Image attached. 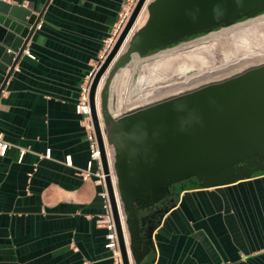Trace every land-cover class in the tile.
<instances>
[{
    "label": "crops",
    "instance_id": "crops-1",
    "mask_svg": "<svg viewBox=\"0 0 264 264\" xmlns=\"http://www.w3.org/2000/svg\"><path fill=\"white\" fill-rule=\"evenodd\" d=\"M7 1L42 13L25 46L35 57L23 52L10 72L0 57V133L10 142L0 155V264H112L96 222L104 210L98 164L87 169L74 103L126 0ZM144 65L122 71L115 90L135 75L130 93L143 91ZM125 89L122 109L142 101L127 103ZM152 239L153 264H264V173L182 189Z\"/></svg>",
    "mask_w": 264,
    "mask_h": 264
},
{
    "label": "water",
    "instance_id": "water-1",
    "mask_svg": "<svg viewBox=\"0 0 264 264\" xmlns=\"http://www.w3.org/2000/svg\"><path fill=\"white\" fill-rule=\"evenodd\" d=\"M145 8V21L136 27ZM41 13L0 0V57L9 72ZM263 13L264 0H137L98 62L89 101L123 264H153V230L175 201L152 223L146 225L144 218L173 194V185L181 191L186 182L208 187L264 173V60L146 101L145 94L156 87L135 89L127 103L139 96L142 101L125 109L114 80L133 63L138 68L161 58L162 69H169L182 58L174 55L180 44ZM105 140L112 149L110 164Z\"/></svg>",
    "mask_w": 264,
    "mask_h": 264
},
{
    "label": "rangeland",
    "instance_id": "rangeland-1",
    "mask_svg": "<svg viewBox=\"0 0 264 264\" xmlns=\"http://www.w3.org/2000/svg\"><path fill=\"white\" fill-rule=\"evenodd\" d=\"M144 12L146 16V8L143 10V13ZM261 15L255 16L256 18L250 17L240 22L221 27L216 31H211L193 40L180 44L178 48L182 49H179V52L175 53L174 55H180L182 58H180V61L174 63V66L169 67V69H162L163 59L161 58L146 62L144 65L145 76L150 78V82L143 88L148 89L149 87H156L162 84H167L170 85L169 87H174L177 85V83L175 82H177L178 79L183 78L186 74H190L193 71H196L198 68L206 69L212 66H217L224 62L234 60L237 57L242 56L243 54H248L253 57V60L251 59L252 61L246 63V65L264 60V58H262L264 57V52L262 50L264 49V15L262 17ZM252 19H254V21ZM223 29L230 30L226 31L225 34L218 33L213 36L214 32L216 33ZM200 37H203L205 39L199 41V44H195L194 42H197L196 40H200L198 39ZM184 46H186L187 48H183ZM256 57H258L259 59H257ZM254 58H256L257 60H255ZM181 61H183L181 63L183 67L180 70L178 69V67ZM193 61H196L197 63L195 62V64ZM246 65L240 66L237 69H241ZM128 77L123 78V84H120V91L125 89V82H127L126 84H128L129 81V83L132 84L131 79ZM130 84L129 89L126 85L127 88L125 89V91H127V93L129 92V94H132L130 92H133V84ZM173 90L174 89H172V91ZM138 98H140V96ZM108 148L111 158L112 149L109 146Z\"/></svg>",
    "mask_w": 264,
    "mask_h": 264
},
{
    "label": "built area",
    "instance_id": "built-area-1",
    "mask_svg": "<svg viewBox=\"0 0 264 264\" xmlns=\"http://www.w3.org/2000/svg\"><path fill=\"white\" fill-rule=\"evenodd\" d=\"M136 1L137 0H126L125 8L120 13V21L116 27V31L114 35H111L107 37L106 39L107 50L104 53L101 60L104 58L106 53L109 51V49L113 45L117 35L119 34L128 16L130 15ZM23 52L27 53V55H29L30 57H33V58L35 57V55L31 53L27 48H24ZM97 66L98 64L94 65L88 71L85 79L80 84V89H79V93L77 96V100L74 103V110L81 115L80 121H81V124L83 125V128L86 133V138L88 139V142H89L90 157L87 161V169H89L93 160H96L98 164V168L94 172L97 177L95 181L99 185H101L99 194L103 199L104 210L101 214L97 216L96 222L106 228L104 246L110 251V256L112 258V264H123L122 257H121V251L119 247V241H118L117 232H116V226H115L114 218L112 215L108 193H107V189L105 185L104 173L101 167L98 142H97V138L95 135V130H94L92 117H91L89 89H90V84L92 81L93 74L96 71ZM9 145H10V142L4 139L2 134L0 133V155L5 154L6 149L9 147ZM49 154H50V149L46 148L44 155L49 156ZM69 159H70V155H66L65 160L69 161ZM124 237L126 241L127 237L125 233H124Z\"/></svg>",
    "mask_w": 264,
    "mask_h": 264
},
{
    "label": "bare ground",
    "instance_id": "bare-ground-1",
    "mask_svg": "<svg viewBox=\"0 0 264 264\" xmlns=\"http://www.w3.org/2000/svg\"><path fill=\"white\" fill-rule=\"evenodd\" d=\"M142 13H143V10H142V12H140V15L139 16H141ZM263 15H261V17ZM252 20L254 21V19H252ZM229 30L230 29H224V30H220V31H218L216 33L214 32L213 36L216 35V34H218V33L225 34L226 31H229ZM198 39H200V40H196L197 42H194L195 44H197V43L199 44V41H202L205 38L200 37ZM247 55L246 54H243L242 56L237 57L235 60L230 61L228 64L224 63L221 66L216 67V68L213 67V68H209L208 70L202 69L203 71H199L197 73H193L191 76L186 77V78H184L182 80H179L181 82L177 83V85L174 86V87L173 86L172 87H169L170 85H167V84H162L160 86H156V88L153 89V91L151 93L145 94V99L149 98L150 96L157 95V94L163 95V94H165L167 92L172 91V89L175 90V89H179V88H185V87H188L190 85H194V84H197V83H201V82H203L205 80H208V79H211V78H214V77H219V76H222L224 74L230 73L233 70H236L237 68H239L240 66L246 65V63H248V62H250V61L253 60L252 59L253 57L251 55H248V56ZM198 57H200V56H198ZM256 58L259 59L258 57H256ZM256 58H254V59L257 60ZM262 58H264V57H262ZM182 62L183 61H181L179 63L178 69L181 68V67H183V65H181ZM193 62L195 63L196 61H193ZM148 79H150V78L147 77V79H145V81H150ZM105 146H106L107 155H108L109 151H108V146H107L106 140H105ZM109 155H108V159H109ZM110 162L111 161L109 160V164H110ZM112 178H113V176H112ZM113 181H114V178H113ZM125 235L127 237V232H125Z\"/></svg>",
    "mask_w": 264,
    "mask_h": 264
},
{
    "label": "flooded vegetation",
    "instance_id": "flooded-vegetation-1",
    "mask_svg": "<svg viewBox=\"0 0 264 264\" xmlns=\"http://www.w3.org/2000/svg\"><path fill=\"white\" fill-rule=\"evenodd\" d=\"M159 95H161V94H157V95L150 96L149 98L145 99V101L148 100V99H150V98H153L155 96H159ZM108 155H109V153H108ZM109 159L111 161L110 155H109ZM113 178H114V176H113ZM171 192H173V194L170 195V196H168L169 199H171L175 195V193H176V188L174 186L171 188ZM160 207H161V204L157 203V205L153 209L149 210L148 214L145 215V218L144 219H145V224L146 225L149 224V223H152L155 220L156 214L158 213V209Z\"/></svg>",
    "mask_w": 264,
    "mask_h": 264
},
{
    "label": "trees",
    "instance_id": "trees-1",
    "mask_svg": "<svg viewBox=\"0 0 264 264\" xmlns=\"http://www.w3.org/2000/svg\"><path fill=\"white\" fill-rule=\"evenodd\" d=\"M191 185H193V183H191V182H186L185 183V186L186 187H188V186H191ZM175 188H176V193L179 191V185H173ZM175 199H176V197H174V199L173 200H171V199H169V197H166V198H164V199H162L160 202H159V204H161V207L158 209V213L160 212V210H162L164 207H166V206H169L172 202H174L175 201ZM157 205V204H156ZM155 205V206H156ZM154 206V207H155ZM153 207V208H154ZM152 208V209H153ZM158 213L156 214V216L158 215Z\"/></svg>",
    "mask_w": 264,
    "mask_h": 264
}]
</instances>
